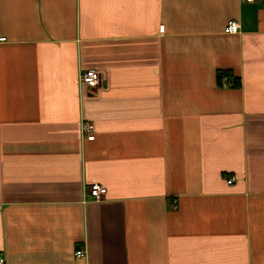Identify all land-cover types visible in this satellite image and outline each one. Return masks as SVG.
<instances>
[{
  "label": "crops",
  "instance_id": "crops-1",
  "mask_svg": "<svg viewBox=\"0 0 264 264\" xmlns=\"http://www.w3.org/2000/svg\"><path fill=\"white\" fill-rule=\"evenodd\" d=\"M0 255L264 264V0H0Z\"/></svg>",
  "mask_w": 264,
  "mask_h": 264
},
{
  "label": "built area",
  "instance_id": "built-area-1",
  "mask_svg": "<svg viewBox=\"0 0 264 264\" xmlns=\"http://www.w3.org/2000/svg\"><path fill=\"white\" fill-rule=\"evenodd\" d=\"M246 2H254V0H243ZM165 30L164 27L160 28V31L163 33ZM240 31V22L238 19H232L229 21L226 32L229 34H237ZM1 41H4L3 39ZM103 79V74L98 69H88L86 71L80 72L79 75V83H80V89L82 92H86L89 89L92 88H98L100 87V83ZM237 85V82L229 77H222L221 79V86L223 88H231ZM95 132V125L92 122L85 121L82 124V134L84 138L87 140H94ZM235 181V178L232 177L227 180L228 184L231 185ZM108 193V190L106 187L102 186L101 184H94L90 186L87 189L86 197L88 199H91L93 201H102L106 197ZM75 256L77 258H85L86 257V251L83 248H79L75 252ZM0 264H6V259L0 255Z\"/></svg>",
  "mask_w": 264,
  "mask_h": 264
},
{
  "label": "trees",
  "instance_id": "trees-1",
  "mask_svg": "<svg viewBox=\"0 0 264 264\" xmlns=\"http://www.w3.org/2000/svg\"><path fill=\"white\" fill-rule=\"evenodd\" d=\"M223 76V74H220L219 78H221Z\"/></svg>",
  "mask_w": 264,
  "mask_h": 264
}]
</instances>
